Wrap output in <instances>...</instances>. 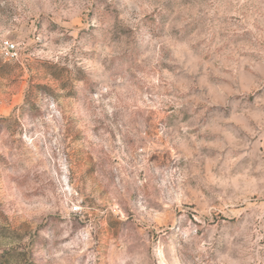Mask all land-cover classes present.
I'll use <instances>...</instances> for the list:
<instances>
[{
    "label": "rangeland",
    "instance_id": "1",
    "mask_svg": "<svg viewBox=\"0 0 264 264\" xmlns=\"http://www.w3.org/2000/svg\"><path fill=\"white\" fill-rule=\"evenodd\" d=\"M0 264H264V0H0Z\"/></svg>",
    "mask_w": 264,
    "mask_h": 264
},
{
    "label": "built area",
    "instance_id": "2",
    "mask_svg": "<svg viewBox=\"0 0 264 264\" xmlns=\"http://www.w3.org/2000/svg\"><path fill=\"white\" fill-rule=\"evenodd\" d=\"M5 47H6V49H9V48L13 49L14 48V46L12 44H10L9 42L5 43Z\"/></svg>",
    "mask_w": 264,
    "mask_h": 264
}]
</instances>
